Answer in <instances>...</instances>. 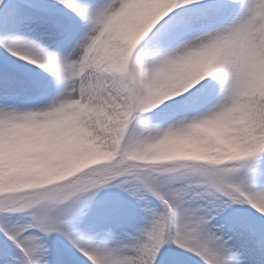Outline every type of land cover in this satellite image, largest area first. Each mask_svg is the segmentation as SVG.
Instances as JSON below:
<instances>
[{"label":"snow or ice","instance_id":"1","mask_svg":"<svg viewBox=\"0 0 264 264\" xmlns=\"http://www.w3.org/2000/svg\"><path fill=\"white\" fill-rule=\"evenodd\" d=\"M0 264H264V0H0Z\"/></svg>","mask_w":264,"mask_h":264}]
</instances>
